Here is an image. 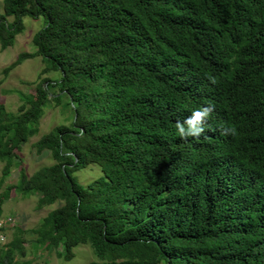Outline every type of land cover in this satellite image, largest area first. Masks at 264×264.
<instances>
[{
  "label": "trees",
  "instance_id": "trees-1",
  "mask_svg": "<svg viewBox=\"0 0 264 264\" xmlns=\"http://www.w3.org/2000/svg\"><path fill=\"white\" fill-rule=\"evenodd\" d=\"M42 17L33 91L0 102V186L56 201L29 231L34 246L86 264H264V0H3L0 46L23 17ZM12 17V20H8ZM57 72L58 77L41 76ZM54 102L72 112L33 144L52 163L28 175L18 151ZM212 106L206 131L181 138L175 122ZM90 163L87 184L74 173ZM17 227L0 264H32Z\"/></svg>",
  "mask_w": 264,
  "mask_h": 264
},
{
  "label": "rangeland",
  "instance_id": "rangeland-1",
  "mask_svg": "<svg viewBox=\"0 0 264 264\" xmlns=\"http://www.w3.org/2000/svg\"><path fill=\"white\" fill-rule=\"evenodd\" d=\"M3 12V0H0V13ZM12 20V17H8ZM43 18L23 17V30L15 37L14 43L5 49L0 46V102L4 104L6 109L15 111L20 103L17 91L30 92L33 91L35 82L38 80V73L43 67L41 57L27 58L20 64L4 75L3 69L16 59L19 53L33 52L35 47L32 42L33 35L43 25ZM57 72L45 73L41 76L56 78ZM72 120V112L69 108H62L51 101L44 108V112L38 122V132L25 142L18 151L21 167L30 175L40 166L51 164L53 161L48 150L37 152L33 146L34 142L44 133L59 124L70 125ZM3 163L0 161V172ZM19 167L14 166L11 173L5 178L0 186V192L3 191L7 184L15 183L18 179ZM102 174L101 167L97 164L90 163L87 166L77 170L74 175L83 184H87ZM38 196L35 194L22 195L13 190L10 196L1 205L2 217L10 216L12 223L5 229V239L0 242H8L17 227L25 230L23 233L24 245L27 250L25 259L31 261L32 264H86L96 259L95 254L89 244H79L73 248V255L69 260L59 257L54 249L45 247H35V235L29 231L37 226L47 212L61 203L56 201L53 204L37 208Z\"/></svg>",
  "mask_w": 264,
  "mask_h": 264
},
{
  "label": "clouds",
  "instance_id": "clouds-1",
  "mask_svg": "<svg viewBox=\"0 0 264 264\" xmlns=\"http://www.w3.org/2000/svg\"><path fill=\"white\" fill-rule=\"evenodd\" d=\"M213 111L212 106H200L193 109L191 115L175 122V129L181 138H196L205 133L206 122Z\"/></svg>",
  "mask_w": 264,
  "mask_h": 264
},
{
  "label": "built area",
  "instance_id": "built-area-1",
  "mask_svg": "<svg viewBox=\"0 0 264 264\" xmlns=\"http://www.w3.org/2000/svg\"><path fill=\"white\" fill-rule=\"evenodd\" d=\"M12 223V218L10 216L0 218V242L5 239V229Z\"/></svg>",
  "mask_w": 264,
  "mask_h": 264
}]
</instances>
